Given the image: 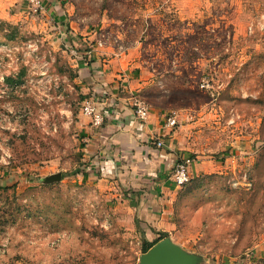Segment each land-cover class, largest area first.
<instances>
[{"label":"rangeland","instance_id":"374dc122","mask_svg":"<svg viewBox=\"0 0 264 264\" xmlns=\"http://www.w3.org/2000/svg\"><path fill=\"white\" fill-rule=\"evenodd\" d=\"M41 6L0 0V264H140L150 227L125 183L82 174L84 102L109 114L119 95L175 113L195 159L169 236L199 264H264V0Z\"/></svg>","mask_w":264,"mask_h":264},{"label":"crops","instance_id":"0c3cea01","mask_svg":"<svg viewBox=\"0 0 264 264\" xmlns=\"http://www.w3.org/2000/svg\"><path fill=\"white\" fill-rule=\"evenodd\" d=\"M103 85L106 87L107 83ZM118 98V102L114 98L109 100L116 105L109 107V114L103 113V126L91 131V147L86 153L89 162L83 166L82 174L88 179H100L101 183L124 182L126 202L135 205L134 209L150 227L147 242L157 244L169 237L180 246L168 233L174 228L172 205L179 189L171 174L181 153L175 150L165 122L154 114L142 122L136 117L131 102L120 95ZM158 140L166 141L165 146L158 148Z\"/></svg>","mask_w":264,"mask_h":264},{"label":"built area","instance_id":"2783aa9c","mask_svg":"<svg viewBox=\"0 0 264 264\" xmlns=\"http://www.w3.org/2000/svg\"><path fill=\"white\" fill-rule=\"evenodd\" d=\"M42 0H28L29 4L33 6L36 10L42 8L41 6ZM132 106L134 109V113L138 119L142 122L147 121L150 114L149 105L139 98H134ZM83 114L91 119V124L93 127L100 128L103 126L105 121V115L101 112L99 108V103L95 98L87 99L84 102ZM108 118L110 115H106ZM177 125V116L175 113L168 115L165 120V126L167 128H173ZM165 141L158 140L157 147H164ZM195 164V159L190 156L181 157L176 162L173 168V180L176 185L182 187L188 184L191 180V167Z\"/></svg>","mask_w":264,"mask_h":264},{"label":"water","instance_id":"95a60500","mask_svg":"<svg viewBox=\"0 0 264 264\" xmlns=\"http://www.w3.org/2000/svg\"><path fill=\"white\" fill-rule=\"evenodd\" d=\"M200 260L199 256L184 250L166 237L142 255L140 264H199Z\"/></svg>","mask_w":264,"mask_h":264},{"label":"trees","instance_id":"16d2710c","mask_svg":"<svg viewBox=\"0 0 264 264\" xmlns=\"http://www.w3.org/2000/svg\"><path fill=\"white\" fill-rule=\"evenodd\" d=\"M164 236H167V234H165ZM156 244L154 243H149V242H145L143 243V246H142V252L143 253H148L149 250L154 247Z\"/></svg>","mask_w":264,"mask_h":264}]
</instances>
